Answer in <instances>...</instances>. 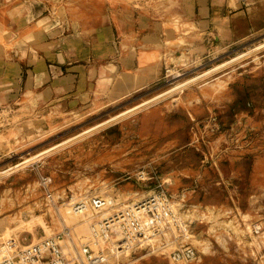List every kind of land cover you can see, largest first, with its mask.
<instances>
[{"label": "rangeland", "instance_id": "rangeland-1", "mask_svg": "<svg viewBox=\"0 0 264 264\" xmlns=\"http://www.w3.org/2000/svg\"><path fill=\"white\" fill-rule=\"evenodd\" d=\"M157 1L137 0L162 20L164 38L143 40L142 22L128 25L119 49L128 43L137 51L138 66H129L133 57L124 51L118 77L116 65L111 77L101 71L105 63L91 67L97 86L67 101L51 98L48 87L43 95L26 89L29 66L17 82L8 54L29 45V61L48 53L42 59L50 70L57 42L50 28L59 26L33 18L38 0L0 1L1 36L10 44L0 45V244L24 247L63 232L70 247L100 243L110 264H264V9L226 38L211 28L201 34L206 22L195 23L191 9L183 18L178 0ZM66 28L56 36L68 35ZM102 30L95 29L98 37ZM60 42L81 49L78 35ZM96 45L103 48L101 40ZM148 45L155 50L140 52ZM154 192L167 195L176 220L168 226L160 216L159 228H144L139 241L148 247L111 256L121 237H91L104 212H124ZM98 196L111 202L93 209ZM79 199L88 202L85 217L70 214ZM184 243L195 257L174 263L170 253Z\"/></svg>", "mask_w": 264, "mask_h": 264}, {"label": "crops", "instance_id": "crops-1", "mask_svg": "<svg viewBox=\"0 0 264 264\" xmlns=\"http://www.w3.org/2000/svg\"><path fill=\"white\" fill-rule=\"evenodd\" d=\"M23 1L28 0H21V2ZM56 1L57 0H38L31 10L35 12L33 18H38L36 21L44 18L46 19L45 23L48 24L47 18H49V22L58 25L59 27L54 28L53 25V28H50L56 29L57 34L60 28L63 30L67 27L66 30L69 31L68 35H65L63 38H58L56 36L57 34H54L57 42L54 45L55 47H52L53 50L49 49V55L53 58V64L49 65L50 70L46 66L45 59H42V56L47 59L48 53L42 52L43 54L40 55L38 54L39 51H37L36 53L41 56H38L39 60L37 64L29 61L31 56V47L29 45L23 44L18 47V49L8 53L10 60L15 61L19 67V78H17V82L21 77L22 66L31 67L25 69L28 74L23 84L26 89L29 88L36 93H41L43 95L46 93V88L48 87L51 89L50 97L52 98L54 96L56 99L63 96L60 98L61 101H67L63 98L69 96L70 93L75 90L78 92L80 88L87 90L86 92L88 93L90 83L93 85L91 89L97 86L96 78L90 79V68L93 67L98 71L103 63H105L104 66H106V68L104 66L101 68L104 76L111 77L113 74V67L116 65L118 69L116 77H118L120 69L123 68V66H121L123 65L121 59H123L124 51L126 57L129 56V58L132 55L135 56V53L137 55V51L134 52L133 48H130L128 43L122 45V51L119 49V44L122 38L128 35L127 29L130 30L131 27L139 28L140 22H142L144 31H141L139 36L142 37L143 40L146 38L150 39V41L153 40L151 35H156L159 39L164 38L162 20L159 21L157 20V15H152L154 13L153 9H150L148 11L149 13H146L137 0ZM152 1H154V4L159 3L157 0ZM59 3H61V6H59ZM177 3L178 5L174 6L175 11L180 13L183 18L188 16V11L191 9L192 14L190 17L195 23L201 25L202 21L206 22V27L201 34H204V32L211 28L213 32L217 34H228L229 36H226V38L230 37V34L235 32L236 23L241 20L245 23H251L252 13L257 9H264V0H178ZM58 7H62V15L56 13ZM46 10L49 11L48 15L44 14ZM225 18H227L226 21H224ZM7 22H9V20ZM128 25H131V27L127 28ZM219 27L222 28V31H220ZM98 28L103 29L99 37L95 31V29ZM1 32L2 29H0V45L2 39L7 43L5 36H1ZM73 35H78L79 37L81 45V49L79 50L63 47L60 42L62 39L63 41L68 40V38ZM99 40H101L103 48L97 50L96 44ZM7 45L9 46L10 44L7 43ZM113 47L116 53L110 51ZM154 50V48L148 45V49L142 48L140 52H152ZM5 58L3 59L5 60ZM111 60L116 63H111ZM129 63L130 62H128V64ZM129 66H138L136 57H133L132 63H130ZM160 66L162 65L160 64ZM53 82L55 88L64 90L55 93L53 90ZM47 83H50V85L46 86ZM119 84V87H127L123 83L119 82ZM77 92L73 94V97L78 95ZM68 101L76 102L77 100L75 101L71 98V100L69 99Z\"/></svg>", "mask_w": 264, "mask_h": 264}, {"label": "built area", "instance_id": "built-area-1", "mask_svg": "<svg viewBox=\"0 0 264 264\" xmlns=\"http://www.w3.org/2000/svg\"><path fill=\"white\" fill-rule=\"evenodd\" d=\"M138 179V177H137ZM87 202V200H86ZM86 202L82 199L76 201L74 211L83 214L86 210ZM111 201L103 197H95L90 201L93 209L99 210L109 204ZM182 211V209L180 208ZM148 215L144 220L142 214ZM172 209L167 195L163 192H154L146 195L134 209H125L120 213L121 229L124 233L122 240L111 243V256L119 255V252L130 250L134 252L137 249H145L148 245L144 243H130L131 239H139L145 227L159 228L161 214H171ZM174 214V213H173ZM118 218H115V220ZM114 219H104L96 232L97 235L107 237L108 234L119 232L112 226ZM64 233L59 232L51 237H45L37 243H28L24 247H17L16 242L8 240L6 243L0 244V264H68L72 259H78L80 262L85 261L86 264H110L109 256L104 246L100 243H82L79 246L74 244V257L68 256L69 251L65 250L66 243H63ZM107 244V243H106ZM195 248L190 243H184L179 248L170 253L173 261L179 259H190L195 255ZM73 264H80L75 261ZM82 264V263H81Z\"/></svg>", "mask_w": 264, "mask_h": 264}, {"label": "bare ground", "instance_id": "bare-ground-1", "mask_svg": "<svg viewBox=\"0 0 264 264\" xmlns=\"http://www.w3.org/2000/svg\"><path fill=\"white\" fill-rule=\"evenodd\" d=\"M145 48H146V47H145ZM141 50H142V49H141ZM142 52H143V51H142ZM146 52H147V51H146ZM175 78H177V75H174V76L171 77L170 79L173 80V79H175ZM177 84H178V83H177ZM178 85H179V84H178ZM178 85L175 84V85H174L173 87H171L168 91H166V92H164V93H162V94H159V95L154 96L153 99H157V98L163 96L164 94H169V93H171L170 91H174V90H176ZM180 85H181V84H180ZM49 197L51 198V194L49 195ZM167 198H168V197H167ZM168 199H169V198H168ZM140 201H141V200H139V201L133 203V204L129 207V209H134V208L136 207V205L139 204ZM83 202H84V201H83ZM169 203H170V200H169ZM74 205H75V204H74ZM106 206H107V205H106ZM106 206H104L103 208H105ZM103 208H101V209H103ZM101 209H99V210H101ZM87 210H88V202H86V210H85V212H84L83 214H78L76 211H74V208L70 209L69 211H70V214H72V215H78V216H83V217H85V214H86ZM120 213H121V212H117V213H115V214H112L111 212H110V213H109V212H104L102 218H101L100 220H98L97 222H95L93 225H91V227L89 228V231H90V235H91V237H92L94 240H105V241H109V240L111 239V236L114 235V234H116V235H118L119 237L123 238L124 233H122V229H121V225H120V223H121V219H122V218H121V219L119 218V217H120ZM173 213H174V212H173ZM173 213H172V212H171V214H167V213H166L164 216L161 214L162 218H164V219L166 220L165 222L168 224V226H171V225H172V221H175V220H176L175 213H174V214H173ZM110 217L112 218V220L114 219V221H113V223H112V226L115 227V229L118 228V229H119V232L108 234L107 237H103V236L97 235L96 232H94V231H97V230H98L99 225L101 224V222H102L104 219H109ZM142 217H143L144 220H146L147 217H148V215H147L146 213L143 212ZM115 218H118V219L115 220ZM145 228H146V227H145ZM169 228H171V227H169ZM255 229H256V231L258 232L259 230L262 229V226H261L260 224H256V225H255ZM263 234H264V232H263ZM68 236H69V238H70V234L68 235V234L64 233L63 243H66V242H65V237H68ZM72 242H73V240H72ZM130 243H140V241H139V239H138V240H137V239H131V242H130ZM75 245H76V246H79V245H77V244H75ZM73 247H74V244H72L71 247H70V246H68L67 243H66L65 250H66V251H69V253H70L68 256L74 257V252H76V250H74ZM194 257H195V255H194L192 258H190V259H193ZM72 260H73V261L70 262V263H68V264H73V263H75V261H78L80 264H81V263H82V264H86L85 261L80 262L78 259H77V260H76V259H72ZM187 260H188V259H179L178 261H187ZM178 261H176V262H174V263H177Z\"/></svg>", "mask_w": 264, "mask_h": 264}]
</instances>
